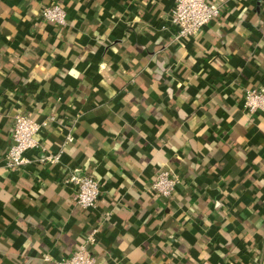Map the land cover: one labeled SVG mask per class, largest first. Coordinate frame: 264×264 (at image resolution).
Returning <instances> with one entry per match:
<instances>
[{"label":"crops","instance_id":"1","mask_svg":"<svg viewBox=\"0 0 264 264\" xmlns=\"http://www.w3.org/2000/svg\"><path fill=\"white\" fill-rule=\"evenodd\" d=\"M209 1L219 16L176 39L174 0H0V264H57L92 230L97 264H264V114L243 107L264 93V0ZM52 4L65 26L40 18ZM17 114L51 120L10 169Z\"/></svg>","mask_w":264,"mask_h":264},{"label":"built area","instance_id":"2","mask_svg":"<svg viewBox=\"0 0 264 264\" xmlns=\"http://www.w3.org/2000/svg\"><path fill=\"white\" fill-rule=\"evenodd\" d=\"M219 5L209 0H174L170 11V24L176 29V39H184L198 35L212 20L219 16ZM40 18L54 27L66 25V12L60 4H52L42 8ZM244 109L250 113L264 114V93L256 89H248L244 93ZM11 134L12 144L5 155L6 166L19 169L30 163L25 156L29 150L39 148L37 135L47 126L48 121L35 122L29 114H17ZM67 136L65 144L71 143ZM60 154L41 156L40 163H58ZM67 184L74 187V202L82 209H93L100 195L99 184L92 174L74 171L69 174ZM176 178L167 169H161L151 182L153 192L162 198L169 199L174 193ZM97 231L92 230L78 246V249L57 264H97L91 247L97 244Z\"/></svg>","mask_w":264,"mask_h":264}]
</instances>
